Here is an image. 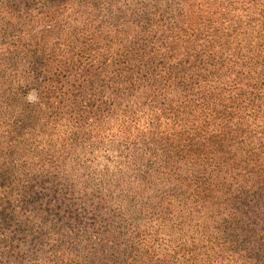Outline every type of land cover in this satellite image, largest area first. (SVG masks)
I'll return each mask as SVG.
<instances>
[{"label":"trees","instance_id":"obj_1","mask_svg":"<svg viewBox=\"0 0 264 264\" xmlns=\"http://www.w3.org/2000/svg\"><path fill=\"white\" fill-rule=\"evenodd\" d=\"M9 1L2 13L18 33L6 65L10 81L36 86L33 119L49 124L51 109L53 132L117 152L121 169L101 173L121 171L122 198L106 200L110 213L154 215L110 245L84 229L101 244L95 259L264 264V0ZM74 5L89 8L95 45L85 43L66 67L43 31L60 29L59 9ZM127 172L155 185L122 181ZM160 187L168 189L158 195ZM134 193L142 201L125 198Z\"/></svg>","mask_w":264,"mask_h":264},{"label":"rangeland","instance_id":"obj_2","mask_svg":"<svg viewBox=\"0 0 264 264\" xmlns=\"http://www.w3.org/2000/svg\"><path fill=\"white\" fill-rule=\"evenodd\" d=\"M75 1L78 4L101 3L100 0ZM5 3L6 0H0V13ZM8 3L12 4V0ZM39 5L37 12L41 11ZM74 7L73 10L59 9L64 15L57 25L60 29L56 27L44 32L40 28L49 49L53 43V53L60 51L55 50V43L60 44L58 59L64 61L66 67H71L72 57L83 54L79 49H84L85 43L95 45L89 40L93 29L87 15L89 8ZM78 10L80 13L76 12ZM7 23L4 12L0 15V94L13 96L11 100H0V264H107L105 260L95 259L93 253L101 244L84 229L93 234L103 232L99 235L103 245L108 244V239L118 243L117 236L123 227H130L132 221H150L154 215L110 213L114 205L106 200L122 198L115 187L121 171L116 178H104L101 173L104 167L121 169L123 163L116 156L117 152L102 142L92 143L87 136L69 133L64 137L60 134L66 130L60 129H56L59 134L53 132L55 116L51 109L45 117L49 124L33 119L36 111L33 110L37 107L34 103L36 86H22L10 81L11 71L6 65L10 57L7 43L18 31L9 28ZM82 24L86 25L82 27ZM91 52L86 50L84 54L92 59ZM134 177V173L127 172L121 179L139 185L141 189H149L150 182L133 181ZM150 184L155 185V182ZM103 187L113 191L106 195ZM167 189L160 187L158 195ZM125 198L142 201L135 193ZM100 200L102 204L98 206ZM152 226L153 222L147 229L151 239ZM113 263L119 264V260Z\"/></svg>","mask_w":264,"mask_h":264}]
</instances>
